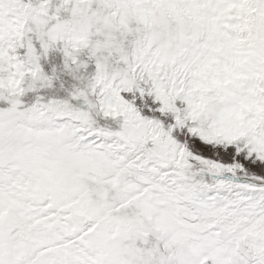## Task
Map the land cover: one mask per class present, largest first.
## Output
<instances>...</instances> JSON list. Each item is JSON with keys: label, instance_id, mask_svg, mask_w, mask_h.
<instances>
[{"label": "snow or ice", "instance_id": "obj_1", "mask_svg": "<svg viewBox=\"0 0 264 264\" xmlns=\"http://www.w3.org/2000/svg\"><path fill=\"white\" fill-rule=\"evenodd\" d=\"M0 264H264V0H0Z\"/></svg>", "mask_w": 264, "mask_h": 264}]
</instances>
